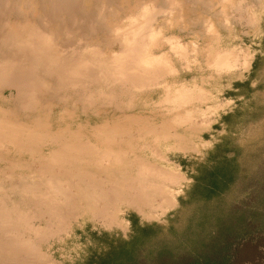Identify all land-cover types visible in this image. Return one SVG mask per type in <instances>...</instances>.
Here are the masks:
<instances>
[{"label": "rangeland", "instance_id": "1", "mask_svg": "<svg viewBox=\"0 0 264 264\" xmlns=\"http://www.w3.org/2000/svg\"><path fill=\"white\" fill-rule=\"evenodd\" d=\"M3 2H7L6 5ZM238 4H241V9ZM147 5L161 6L163 11L152 20V30L156 35L143 47L144 52L147 56L164 54L168 71L167 76L158 79L157 84L141 89L130 80L124 82L116 78L111 56L124 52L119 43L118 31L127 25L130 17H135ZM52 14L55 17H51ZM65 21L72 23L69 25ZM90 23L93 27L89 26ZM33 27H36L34 30L53 36L52 47H39L44 52L63 54L64 51L75 52V49L82 48L88 49L85 51L88 53L91 52L90 48H96L103 56L100 54L96 57L93 51L92 56L97 61H104L105 67L109 69L103 67L100 76L96 80L93 78L95 82H90L91 79L88 81L89 77L86 79L82 75V82L76 78L79 85L76 82L74 86L71 82L75 78L60 83L40 70L35 75L38 83L35 80L31 81L33 85L30 83L33 76L30 78L27 74V82L23 81L26 77L21 76L22 82L28 87L19 86L13 94L7 87L10 84L0 82V206L4 204L13 209L14 204L18 211L23 213V210H27L28 214H25L28 217L25 224L15 228L17 233L22 234L23 242L21 238L14 240L0 233V245L4 247L0 249V264H78L94 246L93 234H122L125 237L130 230L128 217L131 215H136L140 222L166 224L168 217L178 208V198L192 183L188 175L192 165L203 161L206 152L225 134L222 117L239 107L252 110L251 103L256 108L264 105V0H0V40L8 33L30 36ZM62 31L68 32V35ZM92 31L94 35H91ZM165 38H178L186 47L181 53L172 54ZM79 41L82 43H77ZM7 48L0 47V52L16 53L22 59L31 53L19 51L16 47ZM222 51L233 57V68L220 69L214 64L215 55ZM92 56L85 53L89 61L93 59ZM102 57L106 59L102 60ZM95 58L91 62H95ZM16 59L18 57H13V60ZM23 63L26 66V62ZM11 76L15 77L14 74ZM19 79L17 84L21 85ZM245 83L249 84L250 89L259 85L262 89L255 91L250 99H245L246 89L235 86ZM80 86L83 88L79 89ZM183 89H191V95L178 100L176 94ZM198 92L203 94L201 101L196 100ZM190 112L196 113V126H192L188 120ZM261 124L259 120L254 124L238 126L234 131L236 138L253 135ZM92 128H110L124 133L113 141L105 142V131L96 130L93 133ZM161 128L164 133H161ZM66 131L78 133L82 142H88L98 149L113 148L121 154L120 157L128 156L130 160L143 162L133 169V175L136 170L143 171L148 167L147 164L154 168V177H157L158 167L171 171L175 180H168L163 185L170 195V202L164 204L162 196L160 199L155 196L149 208H130L121 203L117 208V222L124 224L121 229H109L92 221L82 207L65 217L52 213L50 219L44 218V210L33 204L27 195L25 197V191H21L22 184L36 183L41 175L48 176L42 170L49 164L74 166V160H66V153L63 159L50 154L53 149L50 144L52 138L59 135L60 140L69 139ZM175 134L188 140L189 146L180 142L177 148L178 143L176 145L172 140ZM94 156L97 157V154ZM90 159H82V163H90ZM0 226L10 225L8 222ZM32 226L38 230H33ZM16 246L22 247L23 251H16Z\"/></svg>", "mask_w": 264, "mask_h": 264}, {"label": "bare ground", "instance_id": "2", "mask_svg": "<svg viewBox=\"0 0 264 264\" xmlns=\"http://www.w3.org/2000/svg\"><path fill=\"white\" fill-rule=\"evenodd\" d=\"M62 1L66 2L68 0H62ZM80 1L81 0H79V2ZM49 2H50V0H49ZM5 3H7V2H5ZM5 3L3 2V5ZM22 4H23V2H22ZM64 4H66V3H64ZM45 5L47 8L48 7L47 4H45ZM168 5H169V3H168ZM61 6L62 5H60V7ZM7 7H9V6H7ZM80 7H81V4H80ZM238 7L241 9V4H238ZM190 8H192V7H190ZM40 9H41V7H40ZM109 9H110V7H109ZM193 9H196V8H193ZM17 10L19 11V9H17ZM76 10H77V8H76ZM80 10H79V12H80ZM18 11H17V15H18ZM162 11L163 10H162L161 6L159 7L156 5H152V6L147 5L135 17H130L127 25L123 29H121L119 31L117 30L118 31V37H119V43L121 44V47H123L124 52H123V54H120V55L113 53L112 54L113 56H111V58L113 59V61H112V59H111V61L114 64L112 66L114 67L113 69L117 75L116 78L119 77L120 80H123L124 82L125 81L129 82V80H130V82L132 84H134L137 88L143 89L146 87L149 88L151 85L157 84L158 79L162 78L164 75L167 76L166 74L168 71L167 70L168 64H167V60H166L164 54H160V56H157V54L153 53L152 55L147 56L145 54L144 48H143V47L147 46V43H149L151 39L155 38L156 33L154 30H152V20H153V18L156 17V15L161 14ZM63 12H64V9H63ZM86 13H88V12H86ZM14 15H16V14L14 13ZM52 16H53V14L51 15V17ZM57 16H58V13H57ZM53 17H55V16H53ZM72 17H74V16H72ZM94 17H92V18H94ZM100 18H102V17H100ZM104 18H105V16H104ZM78 19H80V18H78ZM35 20H36V18H35ZM41 20H43V19H41ZM48 20H49V17H48ZM68 21H65V23L67 22L69 24ZM72 21H71V23H72ZM81 21H83V20H81ZM77 23H78V21H77ZM84 23H86V22H84ZM103 23H105V22H103ZM42 24H43V22H42ZM91 24L92 23H90L89 26ZM97 25L98 24H96L95 27H97ZM35 28L33 27L31 29L34 30ZM41 28H43V27L41 26ZM33 30H31L32 34L29 32L31 34L30 36H25V37L13 36L11 33H8L4 37H2V39L0 40V43H1L0 47H5V48L8 47L7 49H9L10 47H16L17 50H19V51H27V53L31 52L29 56L24 55V59H22L23 57L21 58V56L16 55V53L13 55V53L4 54V52H2V53L0 52V60H1V62H0V82H1V84L2 83L3 84H6V83L10 84L7 87L9 88V91L11 92V94H13V92L16 91V89H18L19 86H23L24 88L28 87L25 83L22 82L23 78H21V76L26 77L27 74L29 75V77L33 76L34 79H30V83H32L31 82L32 80L33 81L35 80L34 82L38 83V81H36L35 75L40 70H43L45 75H47V76L50 75L53 78V80L55 79L60 83L65 81V80L68 81L70 78L71 79L75 78V80H76V78H78L77 80H79L82 78V75L85 76L84 78L89 77L88 79L86 78L88 81L91 79L90 82L91 81L95 82V80L97 79L96 77L100 76V71H103L102 68L106 66V63L104 61L103 62L97 61V59L94 56H92V53H91L92 51H93L94 55L97 54V55H95L96 57L98 55L102 54L101 52L99 54L98 53L99 51L96 48H93V49L90 48L91 50L90 49L89 50L91 52H88L93 57L92 60H94V58L96 59L95 62H91L92 60L91 61L88 60V58L90 57L89 55H88L89 57H87V58L85 57V53L88 54L85 51L88 49L83 50L82 48H79V50L75 49V52L74 51L72 52V50L66 51V52L64 51L63 54L44 52V50H42L39 47H52L51 38H53V36H49L46 33H44L43 31H37V30L33 31ZM46 30H48V29H46ZM55 30H57V29H55ZM90 32H88V33H90ZM59 33L61 34V32H59ZM92 33L93 34H91V35H94V31H92ZM104 33H105V31H104ZM71 34H72V32H71ZM114 39H116V37ZM93 41H91V42H93ZM77 43H82V42L79 41ZM93 43H95V42H93ZM165 43L167 44L168 47H170L171 53L175 52L176 54L181 53L184 50L183 47H186L185 44L182 43V41L179 40L178 38H165ZM167 46H165V47H167ZM43 49H45V48H43ZM63 50H65V49L63 48ZM185 55H186V53H185ZM102 56H103V54H102ZM13 57H16V58L18 57V59L13 60ZM178 57L181 58V56H178ZM103 58L104 57H102V60H103ZM104 59H106V58H104ZM24 61L26 62V66L22 65V63ZM232 61H233V57L228 52L222 51V52H219L215 55L214 64L216 65V67H218L220 69L228 70V69L233 68V65H232L233 62ZM109 65H107V66H109ZM105 68L109 69V67H105ZM26 69H27V71H26ZM25 72H26V74H25ZM13 74L15 75V77H16V74H18L17 77L18 78L20 77L19 80H21V85L17 84L18 83L17 77L16 78L14 77L15 78L14 79L11 76ZM78 76H81V77L79 78ZM29 77H26L27 79L25 78V80L23 79V81L24 82L29 81L28 80ZM10 78H12L14 80H10ZM93 78L95 80H93ZM86 79H84V80L87 81ZM75 80L73 81V83L71 82V84H73L72 86H74V84L77 82V80L76 81ZM10 82H12V84ZM81 82H82V79H81ZM78 83L79 82H77L76 84H78ZM84 83H86V82H84ZM13 84H16V85H13ZM39 84H40V82H39ZM42 84L43 83H41L40 85H42ZM88 84L89 83H87V85ZM32 85H33V83H32ZM31 86H29V89ZM81 86L79 87V89L83 88ZM85 86H84V88H85ZM63 87H65V86H63ZM60 88H61V86H60ZM84 90H82V91H84ZM93 90H95V89L93 88ZM190 90H184L183 89L182 91L177 92V94H176L177 99L180 100V99L184 98L186 95H191ZM20 93H22V92H20ZM23 93H26V92H24V90H23ZM72 93H73V91H72ZM76 94H77V91H76ZM202 96H203V94L199 93L196 97V100L201 101L203 99ZM78 97H79V99H82L80 96H78ZM85 98H87V95ZM89 98H91V97L89 96ZM109 99H111V98H109ZM26 104L27 103H25V105ZM84 104H86V103H84ZM188 104H190V102ZM105 105H106V102H105ZM195 114H196L195 112H190V114H189L188 120L192 126H196L198 124V120L194 119ZM92 130H94V131H91L93 133H96V130L105 131V133L103 134L107 139V140H105V142L113 141L120 134L124 133V132L118 131L116 129H110V128H106V129L92 128ZM160 131H161V133L162 132L164 133L163 128H161ZM65 133H67L69 139L62 138L60 140V138H58L59 135L54 136L52 138L50 144L53 145L52 146L53 149H51L50 154L53 156L55 155L56 158L63 159L64 157H62V156L66 153L67 154L66 160H68V159L74 160V166L71 165L69 167H64V165L49 164L48 167H45L44 170H42L43 173L47 172L49 174L48 176L41 175L40 177H38L39 181L37 180L36 183L32 182V183H26L25 185L22 184V188H21L22 189L21 191H25L24 192L25 197L27 195L28 199L33 204H36V206H38L39 208L44 210V211H42V216L44 218L50 219L49 216L52 213H54L55 215L61 216V217L64 215L66 216L70 212L72 213V211L82 207L83 209H85L86 213L88 214V216L90 217V219L92 221L98 222L101 225H103L109 229H114V228H120L121 229L124 224L123 223L120 224L119 222H117V213H118L117 208H118V206H120L121 203H122V206H124L126 204V207H130V208H137V207L138 208H146V207L149 208V206H150V204H152L154 198H156L155 196H158L159 197L158 199H160V196H162V198L164 199V204H168L170 202V200H171L170 195L163 188V185L168 180H172V181L175 180L174 176L172 174H170L171 171L166 170V169L164 170V169L158 167L159 170L157 173V177L156 176L154 177V175H153V169L154 168L151 167V165L144 162L145 164L148 165V167L144 168L143 171L136 170L137 172L135 173V175H133V172H135V171H133V169L134 168L136 169V166L138 165V163H143V162L135 161V159L130 160V159H128V156L120 157L121 154H119V152L113 148L107 147V148H104L101 150V149H98L95 146L91 145L88 142H82L81 137H80V135H78V133H74L71 131H66ZM170 136H171V134H170ZM172 140L176 145L178 143L177 148L179 147L180 142L187 144V146H189V144H190V142L188 140H186L185 138H183L181 136H178L177 134L174 135ZM185 149H186V146L183 148V150H185ZM95 154H97V157L94 156ZM85 158H91V159L94 158V159L93 160L90 159V163H84L83 164L82 159H85ZM13 168H14V166H13ZM23 182H24V179H23ZM124 186H126V188H123ZM22 199L23 198H21V200ZM26 202H27V200H26ZM12 206H13L12 207L13 209H9L4 204H2L0 206V224L9 222V225H10L8 227H1L0 226V233H2L1 235H4L5 237L12 238L14 240L15 239L19 240V238H21L22 234L20 235L19 233H17L15 228L18 225H20V224L23 225V223L26 222L25 220L28 218L25 216V214H27V210L22 211L24 213V215H23V213L20 212L21 210L18 211L14 207V204ZM25 211H26V213H25ZM40 213H41V211H40ZM27 216H28V214H27ZM58 216H56L57 219H59ZM51 219H52V217H51ZM26 226H27V224H26ZM10 227H12V228H10ZM34 227L35 226H32L31 228H33V230L35 229L37 231L38 228H34ZM31 228H29V229H31ZM22 239L23 238H21V241L23 242ZM29 245L30 244H28V247H31ZM3 248H4L3 244L0 245V249H3ZM13 249H14V247H13ZM30 249H32V247ZM16 251H23V249L20 246H16Z\"/></svg>", "mask_w": 264, "mask_h": 264}, {"label": "trees", "instance_id": "3", "mask_svg": "<svg viewBox=\"0 0 264 264\" xmlns=\"http://www.w3.org/2000/svg\"><path fill=\"white\" fill-rule=\"evenodd\" d=\"M248 85H235L245 99L262 89ZM250 107L222 117L225 134L188 171L192 183L166 224L131 215L125 237L93 234L78 264H264V105ZM259 120L253 135L236 138L238 126Z\"/></svg>", "mask_w": 264, "mask_h": 264}]
</instances>
